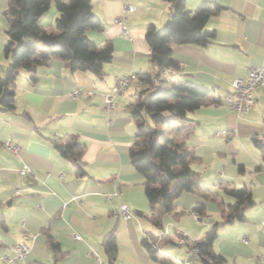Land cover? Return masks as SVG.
<instances>
[{
    "label": "crops",
    "instance_id": "obj_1",
    "mask_svg": "<svg viewBox=\"0 0 264 264\" xmlns=\"http://www.w3.org/2000/svg\"><path fill=\"white\" fill-rule=\"evenodd\" d=\"M205 1L220 7L205 25L214 30V38L206 45L173 44L179 68L164 75L171 81L191 80L207 87L208 103L188 112L189 120L162 128L200 157L192 163L200 172L198 186L222 192L219 181L225 179L249 187L255 204L247 209L245 220L218 227L213 249L225 256L224 264H264V153L257 145L264 141V86L255 90L256 103L247 113L232 112L227 97L236 77H246L250 67L264 64V0H187L186 5L194 10ZM91 2L102 27L89 29L88 36L99 45L111 42L114 47L113 58L103 65L104 76L72 69L69 62L53 57L37 68L34 82L28 71L21 70L16 110L0 111V264H99L97 255L111 264L104 239L112 230L117 242L114 264H184L186 254L180 256L170 246L186 248L190 237L202 240L213 222L209 216L219 213L216 203L196 191H185L176 198V211L162 213L163 227L157 226L159 209L151 212L144 176L130 157L137 121L127 105L137 97L136 86L116 96L111 124L104 108V93L119 75L153 69L146 30L150 24L162 28L172 4L166 0ZM125 4L134 6L124 20L130 35L114 20ZM7 6L8 0H0V53L8 40ZM58 13L53 2L40 24L59 32ZM5 67L0 65V75ZM76 89L81 90L77 98L67 96ZM69 132L86 143L82 174L52 142ZM8 139L20 146L19 156L6 144ZM25 164L30 168L22 174ZM115 191L121 194L109 198ZM199 201H204L206 215L197 218L192 209ZM122 202L131 211L128 218L119 215ZM25 233L29 255L6 261L3 255H13V245ZM48 233L63 252L58 260L48 245ZM145 235L158 260L143 244ZM182 236L186 242H180Z\"/></svg>",
    "mask_w": 264,
    "mask_h": 264
},
{
    "label": "trees",
    "instance_id": "obj_2",
    "mask_svg": "<svg viewBox=\"0 0 264 264\" xmlns=\"http://www.w3.org/2000/svg\"><path fill=\"white\" fill-rule=\"evenodd\" d=\"M172 4V12L162 28L150 24L146 40L151 49V71L139 72L141 78L150 82L156 76L159 86L137 89L136 99L127 109L136 119L135 140L130 147V157L135 169L144 176V191L151 212L159 209L154 222L163 227L161 214L176 211V198L185 191H196L205 200H215L222 212V220L216 221L205 231L204 238L194 242L199 251L198 264H224V255L216 252L213 245L221 224L246 219V211L255 204L247 185L237 187L229 180L221 179L222 193L197 185L200 172L192 163L199 160L193 147L185 141L176 140L162 128L178 120H189L190 111L208 103L210 90L191 80L171 81L163 71L179 68L173 56V44L206 45L214 36V30L205 28L208 18L220 7L205 1L194 10L187 7V0H166ZM58 8L55 24L59 32L47 30L39 22L40 17L52 3ZM91 0H8L4 15L9 19L8 40L4 53L8 60L0 75V111H15L16 81L21 70L29 72V80H36L37 68L46 65L53 57L69 62L72 69L91 71L98 77L104 76L103 65L113 58L111 42L99 45L87 34L89 29H100L101 19L93 12ZM59 152L71 159L79 174L85 172L83 155L86 143L78 134L69 132L52 140ZM264 153V141L257 142ZM222 194L232 198L226 202ZM199 217L206 215L204 201L197 202L193 209ZM145 214L144 211H138ZM50 249L58 260L63 252L60 244L50 233L47 234ZM154 259H159L148 236L142 238ZM108 261L114 264L117 253L115 232L112 230L104 239ZM189 246L190 244L187 243Z\"/></svg>",
    "mask_w": 264,
    "mask_h": 264
},
{
    "label": "built area",
    "instance_id": "obj_3",
    "mask_svg": "<svg viewBox=\"0 0 264 264\" xmlns=\"http://www.w3.org/2000/svg\"><path fill=\"white\" fill-rule=\"evenodd\" d=\"M134 6L130 4H125L123 6V13L117 17H115V22L121 26V30L124 34L130 35V31L125 25V13L129 11H133ZM175 69L170 67L166 68L163 73L164 74H172L174 73ZM136 86L137 89H145L147 87L156 88L159 86V81L156 76H152L150 82H146L145 79L141 78L139 72H130L128 74L119 75L116 78L115 84L110 91L104 93V108L107 113V122L111 124L113 119L112 116L116 110V96L119 94L124 93L129 87ZM264 86V64L252 66L248 69L246 77H236L232 81V90L228 94V107L232 112L237 114L240 113H247L256 103V96L255 90L259 87ZM81 93L80 89H76L67 93V96L70 98H77V96ZM6 144L11 148V150L19 156L20 146L10 139L7 140ZM29 165L25 164L24 167L21 169V173L24 174L29 170ZM121 192L115 191L111 196H119ZM119 215L128 218L131 216V211L129 210L126 203H121L119 209ZM194 215L197 218H200L198 214L194 212ZM264 226V220H263ZM75 237L80 239L81 236L75 233ZM28 234H24L23 238L17 241L13 245V255L4 254L3 258L6 261H10L12 259H24L26 258L29 253L31 252V246L27 241ZM247 241V239H245ZM180 242H186L185 236L180 238ZM194 243L190 244L188 247L186 259L184 264H198L199 261V251L193 245ZM97 260L99 264H106L102 259L97 255Z\"/></svg>",
    "mask_w": 264,
    "mask_h": 264
},
{
    "label": "rangeland",
    "instance_id": "obj_4",
    "mask_svg": "<svg viewBox=\"0 0 264 264\" xmlns=\"http://www.w3.org/2000/svg\"><path fill=\"white\" fill-rule=\"evenodd\" d=\"M5 36V35H4ZM6 62V63H5ZM7 63H8V60L6 61V59H5V56H4V52H3V50H1V53H0V65H1V67L3 66H7ZM5 69H6V67H5ZM5 69H4V71H5ZM4 73V72H3ZM2 73V74H3ZM171 133V132H170ZM216 191V190H215ZM222 193V192H221ZM223 195V198H224V200L226 201V202H229V201H232V200H230L227 196H226V194H222ZM226 196V197H225ZM211 201H213V202H215L216 204V207L218 208V210H219V213H218V215L217 214H212V215H210L209 216V218L210 219H212V224H211V226L213 225V223L214 222H216V221H220V220H222V212H221V209H220V207H219V205H218V202L217 201H215V200H211ZM261 201H256V203H260ZM204 218H206V217H204ZM264 220V218L262 219V221ZM210 226V227H211ZM210 227H208V229L210 228ZM196 241V239L195 238H193V237H190V238H188V243L189 244H192V243H194ZM163 247V246H162ZM170 247H172V248H174V250H175V252H178V253H180V256L182 255V254H186L187 255V251H188V246H186V248H178V246H170ZM181 260H182V258H181Z\"/></svg>",
    "mask_w": 264,
    "mask_h": 264
}]
</instances>
